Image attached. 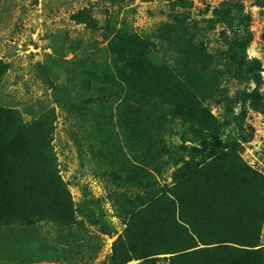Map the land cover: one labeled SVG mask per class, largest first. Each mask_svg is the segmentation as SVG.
<instances>
[{"label": "rangeland", "instance_id": "obj_1", "mask_svg": "<svg viewBox=\"0 0 264 264\" xmlns=\"http://www.w3.org/2000/svg\"><path fill=\"white\" fill-rule=\"evenodd\" d=\"M180 1L0 0V58L8 64L0 78V106L17 109L27 124L54 111L52 144L76 209L71 225L45 220L0 225V264H116L112 243L124 234L126 208L136 204L135 188L117 187L112 175L103 174L126 164L116 152L130 163L142 156L130 139L145 123L153 127L151 138H162L172 152L184 145L202 149L196 138L200 123L193 128L172 120V112L150 103V97L145 105L155 113L145 118L135 108L137 97L124 94L112 65L121 34L149 41L153 66L179 75L209 108L214 120L202 123L212 125L203 155L217 153L214 145L237 149L264 173V0ZM246 30L247 47L232 55ZM252 58L262 69L256 92L260 110L250 102L255 82L235 62ZM175 167L155 175L162 185L156 191L172 183Z\"/></svg>", "mask_w": 264, "mask_h": 264}, {"label": "trees", "instance_id": "obj_2", "mask_svg": "<svg viewBox=\"0 0 264 264\" xmlns=\"http://www.w3.org/2000/svg\"><path fill=\"white\" fill-rule=\"evenodd\" d=\"M249 39L246 30V35L235 40L231 54L245 50ZM148 42L131 33L121 34L114 44L112 65L117 80L125 84L124 94L137 97L135 108L145 118L155 113L153 106L145 105L150 97V103L172 112V120L179 119L193 128L200 123L196 138L201 140L202 149L184 145L172 152L162 138H151L153 127L148 123L137 125L130 139L142 154L133 163L115 148L126 164L103 174L112 175L117 187L135 188L136 204L126 208L125 231L112 243L111 260L116 264L131 259H140L137 264H264V173L245 162L237 149L214 145L217 153L203 155L212 125L202 123L214 120L213 115L179 75L166 66H153ZM235 62L240 69L246 68L256 84L249 95L251 105L262 109L256 95L262 82L260 62L256 58ZM7 69V62L0 58V78ZM86 89L92 90L89 82ZM99 96L106 94L100 92ZM96 100L90 98L89 102ZM161 120L157 116V121ZM54 122L52 109L27 124L17 109L0 106V225L44 220L76 223V209L59 173L52 144ZM170 165L176 166L172 183L156 191L162 185L155 175L161 176Z\"/></svg>", "mask_w": 264, "mask_h": 264}]
</instances>
